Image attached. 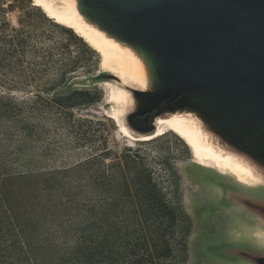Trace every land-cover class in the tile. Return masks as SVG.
<instances>
[{
    "label": "trees",
    "instance_id": "obj_1",
    "mask_svg": "<svg viewBox=\"0 0 264 264\" xmlns=\"http://www.w3.org/2000/svg\"><path fill=\"white\" fill-rule=\"evenodd\" d=\"M12 8L0 3V264H165L186 217L137 170L138 151L117 147L112 121L87 115L97 92L74 83L69 48L95 51L35 9L13 25ZM119 188L140 208L118 205Z\"/></svg>",
    "mask_w": 264,
    "mask_h": 264
},
{
    "label": "water",
    "instance_id": "obj_2",
    "mask_svg": "<svg viewBox=\"0 0 264 264\" xmlns=\"http://www.w3.org/2000/svg\"><path fill=\"white\" fill-rule=\"evenodd\" d=\"M54 1L74 7L142 65L143 85H124L108 72L96 78L120 82L127 94L120 120L131 133L152 135L157 120L176 115L192 119L264 184V0ZM238 195L241 211L264 232V197L251 198L254 204ZM240 254L232 261L264 264Z\"/></svg>",
    "mask_w": 264,
    "mask_h": 264
},
{
    "label": "rangeland",
    "instance_id": "obj_3",
    "mask_svg": "<svg viewBox=\"0 0 264 264\" xmlns=\"http://www.w3.org/2000/svg\"><path fill=\"white\" fill-rule=\"evenodd\" d=\"M0 3H3V7L8 4L13 6L4 15L13 25H17L19 18L28 8L35 9L44 16L42 10L35 7L31 0H0ZM44 17L52 25H58L46 15ZM58 26L79 38L71 30ZM56 36L57 40L62 39ZM64 38L67 37H63V40ZM69 50L71 59L78 57L80 60V64L70 73L74 83L82 89L97 92V99L89 108L87 115L108 118L113 112V107L116 106L109 100L108 88H120V82L108 74L104 82L91 80L90 77L106 73L101 68L100 56L95 52L97 57L89 58L73 43L70 44ZM115 76L124 85H138L119 75ZM76 113L85 114L81 111ZM112 123V136L117 147L137 150L142 159V164L138 165L137 170H145L151 184H155L162 194L167 207L174 209L176 213L185 214L187 222L184 224L183 218L178 220L175 236L170 241L172 254L165 264H238L228 255L227 249L231 243L243 238H258L264 245L263 229L255 221L247 219L235 198L238 194L248 196L251 195L250 192L264 193V184L255 188L245 187L229 176L196 165L187 146L172 133L133 145L117 131V124L113 121ZM135 192V188H131L130 197L127 198L126 194H123V189L119 188L117 204L126 203L130 204L133 210L139 209Z\"/></svg>",
    "mask_w": 264,
    "mask_h": 264
},
{
    "label": "bare ground",
    "instance_id": "obj_4",
    "mask_svg": "<svg viewBox=\"0 0 264 264\" xmlns=\"http://www.w3.org/2000/svg\"><path fill=\"white\" fill-rule=\"evenodd\" d=\"M46 17L54 23L71 30L82 39L89 48L95 51L101 59L103 72L119 75L123 79L143 85L145 73L140 62L126 49L113 41L106 39L101 33L86 25L75 8L58 6L53 0H31ZM109 100L116 104L111 115H107L117 124V131L134 145L137 142H148L155 138L172 133L180 138L189 149L194 163L206 169H212L223 176L233 178L245 187H257L263 181L251 167L236 156L217 147L192 119L183 116H173L169 119H159L156 131L149 136H135L120 120L122 105L126 101V92L121 88H108ZM128 143V142H127ZM132 145V146H133Z\"/></svg>",
    "mask_w": 264,
    "mask_h": 264
},
{
    "label": "flooded vegetation",
    "instance_id": "obj_5",
    "mask_svg": "<svg viewBox=\"0 0 264 264\" xmlns=\"http://www.w3.org/2000/svg\"><path fill=\"white\" fill-rule=\"evenodd\" d=\"M249 194H251L248 196L250 201L251 200L253 201L254 198L264 197L263 192H250ZM236 196H239V195H236ZM236 196H235V198H237ZM241 197H243V196H241ZM243 198H245V197H243ZM251 198H253V199H251ZM244 201L247 202V200H244ZM252 203L256 204L259 202H258V200H256V201L254 200V202H252ZM263 248H264V245L259 242L258 238H243L241 240H237V241H234L233 243H231L227 250L229 252L228 255L231 257V259L235 258V257L241 258L242 255L240 253H244L243 257L252 262L253 260L254 261L259 260V259L263 260L262 258H264V254L257 253V251H260Z\"/></svg>",
    "mask_w": 264,
    "mask_h": 264
}]
</instances>
